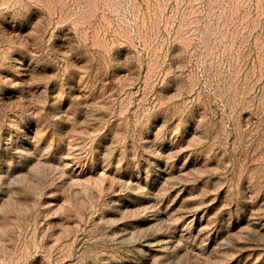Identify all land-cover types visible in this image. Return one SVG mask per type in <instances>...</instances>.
<instances>
[{"label":"rangeland","instance_id":"obj_1","mask_svg":"<svg viewBox=\"0 0 264 264\" xmlns=\"http://www.w3.org/2000/svg\"><path fill=\"white\" fill-rule=\"evenodd\" d=\"M0 264H264V0H0Z\"/></svg>","mask_w":264,"mask_h":264}]
</instances>
